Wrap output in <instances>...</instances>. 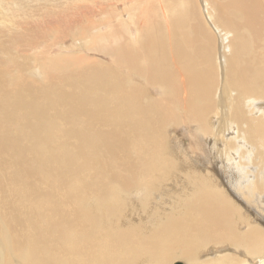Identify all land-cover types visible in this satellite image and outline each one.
<instances>
[{"label":"bare ground","instance_id":"6f19581e","mask_svg":"<svg viewBox=\"0 0 264 264\" xmlns=\"http://www.w3.org/2000/svg\"><path fill=\"white\" fill-rule=\"evenodd\" d=\"M263 200L264 0H0V264H264Z\"/></svg>","mask_w":264,"mask_h":264},{"label":"rangeland","instance_id":"374dc122","mask_svg":"<svg viewBox=\"0 0 264 264\" xmlns=\"http://www.w3.org/2000/svg\"><path fill=\"white\" fill-rule=\"evenodd\" d=\"M67 40V41H66ZM66 40H65V44H63L61 47H63V49H65L66 48V50H69L71 47L72 48H74V42L75 41H73L70 37L68 38H66ZM77 43V42H76ZM78 44V43H77ZM76 51H78V49L76 50ZM182 133H184V132H177V134H176V137H177V141L179 142V144H178V146L176 147L177 149H176V151H182L181 149L187 144V141H186V139L188 138L185 134L183 135ZM179 137V138H178ZM186 137V138H185ZM181 144V145H180ZM184 145V146H183ZM171 146H174L173 145V143H171ZM176 153V152H175ZM177 155V158H178V160L180 161V162H182V163H184V159H183V155L182 154H178V153H176ZM183 160V161H182ZM223 163H221V165H222ZM174 184V182H168V183H166L165 185H169V187H170V185H173ZM166 191L165 190H163L159 195H158V198L156 197V196H151L150 197V199H148V202H147V210L146 211H142V208H141V205H140V203L142 202V201H140L138 198H140V196H132V194H130V197L128 198V199H126V201H127V206H129V208H130V215L132 216L131 218H135V219H139V217L142 215L143 216V218H145L144 219V224H145V222L147 223V222H149V220L152 222V220L151 219H149L150 218V214H151V212L153 211V209H154V207H157L158 206V202L160 201L159 200V198H163L165 195H166ZM154 198V199H153ZM263 202H264V200H263ZM138 206L140 207V208H138ZM138 210V211H137ZM150 211V212H149ZM146 213V214H145ZM145 215V216H144ZM148 220V221H147ZM174 264H183V263H181V262H174Z\"/></svg>","mask_w":264,"mask_h":264}]
</instances>
